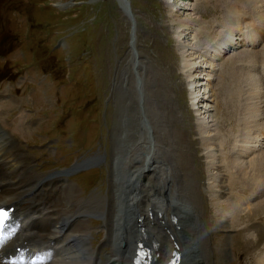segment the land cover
Masks as SVG:
<instances>
[{"label":"rangeland","instance_id":"374dc122","mask_svg":"<svg viewBox=\"0 0 264 264\" xmlns=\"http://www.w3.org/2000/svg\"><path fill=\"white\" fill-rule=\"evenodd\" d=\"M168 1L128 0L129 10L135 20L134 47L136 54L134 55L131 45L128 46L129 20L117 0H0V119L3 115L6 116L0 126L7 129L10 127V120L17 122L19 118L20 124L23 126L22 130L25 127L24 132L18 135L16 133L17 137L14 133L13 137L6 130V135L0 139L14 138L13 140L24 148L26 155L34 159L35 168H40L45 173L49 172L48 174H53V171L59 169V163L67 164L63 166L66 168L74 167L78 162L82 165L81 161L77 159L82 158V162H84L95 153H103L102 160L97 159L96 161L98 167L94 165L77 168L69 174V178L80 187L74 183L85 205L87 199L100 201L101 206L110 201L112 203V197L107 199L109 182L113 175L110 169L112 149L113 151L118 150L121 157L124 146L132 148V144L140 140L150 143L148 118L154 119L158 110L151 106L145 107L143 102L145 99L141 92V89L145 87V92L150 95L148 100L153 106L161 104V102L162 104L169 103V112L171 115L173 114L171 116L172 124L178 123L176 124L178 129L186 135L184 146L188 154L187 169L192 172L191 176L189 175V188L193 197L196 191H198L197 196L201 197V201L196 207L200 217L199 223L202 225L204 233V243L203 241L200 243L201 246L203 244L205 246L203 251L205 263L259 264L261 255L259 250L264 245V199L262 201L259 199L264 198V188L263 192H252L249 195V200L246 198L240 201L235 196L233 197L236 189L230 185L232 177L231 180H228L226 175V180L223 183L225 194L221 196L220 200L230 201L231 199L238 205H234L235 210L232 211V215L228 216V221L219 216L222 204H218L216 201V205H214L215 203L210 201L209 185L212 184L211 178H209L210 172L205 166V151L201 150V145L197 141V139L200 140L201 129H204V125L202 126L201 120H199L200 105H205V103L201 102L203 98H199L197 104L191 102L189 98L191 95L190 78L189 75H186L188 74L187 70L182 65L186 55L194 51L199 56L198 60L194 57V61L202 66H199L194 73V82L198 83L197 88H200L201 94L203 88H201L202 84L199 85L200 82L210 81L204 87L206 94L204 92L203 94L208 97L206 102L209 109L206 119L210 120V124L213 126L211 129L207 128V131L204 129V133L209 134V138L212 137L216 140L219 150L220 142H224V138L228 136V126L233 125L232 127L237 129V123L243 119L241 117L246 116V114H240L238 117L237 102L228 100L224 89L226 82L223 86L221 78V75L227 70L228 64L239 62L238 55L240 52L246 51L242 49L246 46L240 42V39L232 41L230 44L223 41L222 35L225 32L223 36L229 39L237 32L232 29L233 27H225V15L233 7L240 19L246 20L249 17L257 19L259 11L264 13V2L257 3L260 8L255 13L252 6L247 5L248 8H241L235 0L226 1L228 4L220 0ZM235 21L238 23V20ZM179 22L188 25L185 32L181 34L180 41L177 40L180 31L177 29ZM236 23H233L234 26ZM243 23H247V20ZM218 42H220L218 45L223 47L219 51H214L212 45L214 43L216 45ZM261 44L262 42L257 46ZM190 49L191 51H189ZM129 52L136 58L132 59ZM137 58L142 59V63L138 64V69L131 63ZM256 59L257 62L254 60L251 67H247V70L251 69L250 72L255 76L252 78L248 76L252 80L248 82V88L252 87L253 89L259 85L260 90H257L259 95L256 92L255 95L259 98L262 96L261 100H263L264 76L260 71L264 70V62ZM259 61L260 66L257 65V67L256 64ZM139 67L141 68L140 72L138 71ZM182 69L184 70L182 71ZM212 71H214L213 74ZM206 72H211L209 73L211 74L210 80L204 75H207ZM141 73L148 74L147 77L151 78L150 84L146 85L143 82L142 76L144 75ZM259 75L261 78H256ZM191 83L193 84V81ZM170 91L173 93L170 94ZM151 92L156 95H152ZM255 100L253 98V101ZM262 107L264 110V103ZM152 109L156 113H153ZM24 112L26 118H24ZM129 112L131 115H127ZM226 113L230 114V124L225 121ZM260 115L257 119L260 117L258 120L263 121L264 113ZM180 116L183 118L181 119ZM130 130H132L130 132L132 134L126 137ZM246 130L248 131V127L245 128ZM245 134L244 138L248 136L245 140H242L240 135L236 137L237 141L233 137L231 138V142H234L235 146L237 145L233 148L234 151L232 149V153L238 150L240 155L245 154L242 159L246 163H251L252 156L251 159L247 156L250 151L246 149L245 153L242 152L243 145L250 146L251 144L246 142L250 139L249 135ZM9 135L10 138H8ZM51 135L53 137L60 136V139L56 141ZM25 137H32L31 141L34 143H26ZM205 140L207 141L206 138ZM126 143L127 145H125ZM228 146L226 145L225 149ZM253 148L255 151L257 150V146ZM174 149L175 146H173ZM158 154L160 155V153ZM158 154L154 151L148 158L152 165L148 163L147 167L152 173L145 169L141 172L148 181L147 185L150 178L154 179L155 177L156 181L157 177L169 178L170 176L171 169L169 168L173 166L172 160L170 158L163 159ZM85 155L88 157H84ZM120 157L118 159L122 160L123 158ZM136 161L140 162V159L134 160V162ZM29 165L34 168V163ZM62 168L59 170L60 172L63 170ZM253 169L258 170V168ZM177 170L176 172L179 174V169ZM234 170L231 169V174L234 173ZM131 173L133 174V171ZM60 177L63 178L56 175L51 179L56 180ZM137 186H140L139 182L131 184L133 188H137ZM151 188L152 186L149 185L136 191L140 195L137 203L139 207L149 200L148 191ZM49 189L54 195H57L53 200L55 202L56 198L59 199V191L53 192L56 188L50 187ZM123 190L124 187H121V200H119L121 204H126L127 200L124 198ZM228 194L232 195L227 197ZM217 195L219 194L217 193ZM258 202L261 203L258 204ZM134 205L131 204L134 213L129 217L132 222L136 221L137 216V209ZM188 205L189 203H187V209H189ZM91 215H96L101 219L96 229H102L103 233L102 238L95 245L97 247L107 240L104 236L105 229L102 227V224L105 225V223L103 216ZM185 217V223L192 224L191 217L188 214ZM89 222L94 223L90 220ZM133 229L134 227H132L131 236L134 235ZM94 233L96 232H91V234ZM96 241H98L97 238ZM102 250L104 251L101 252L103 257L104 253L109 251V244ZM221 250H226V253Z\"/></svg>","mask_w":264,"mask_h":264},{"label":"bare ground","instance_id":"6f19581e","mask_svg":"<svg viewBox=\"0 0 264 264\" xmlns=\"http://www.w3.org/2000/svg\"><path fill=\"white\" fill-rule=\"evenodd\" d=\"M220 1H224L225 3H227L226 1L228 0H220ZM235 1L239 3L241 8H248V6H252L255 10V13H257V10L260 8V7L258 8L257 3L261 1L264 2V0H235ZM117 2L119 3L122 11H124V8L121 4L122 0H117ZM167 2L169 1L167 0ZM259 12H260L259 15L258 16L256 15L257 19L252 18V20L254 21V23L252 22L253 27L248 29V24L243 23L246 22L247 19L246 20L245 19L243 20L242 18L240 19L239 18L240 16L237 14V11L233 7H231L228 10L227 15H225L224 25L226 28L233 27L232 29L233 30L235 29L234 31H237V28L236 26H234L233 23H236L235 20H238L237 27L239 28V32L233 34L230 37V39L227 38L226 36H223L226 33L225 32L222 35V37H224L223 41H226L227 43L230 44L232 43V41H238L240 38L243 41L253 43L255 38L259 37V34H263L264 36V28H263L264 13L263 11L262 12L259 11ZM130 14L131 17L133 18V28H132L133 40L131 41L132 45L131 44L130 45L131 48L133 46L134 49L133 53L135 55L136 54L134 47V42L136 40L135 27H134L135 20L131 12ZM126 17L128 18L127 14ZM241 24H243L242 25L243 28L240 27ZM186 28H188V25L186 26L183 22H179V26L177 28L178 30H180L177 36L178 41H180V36L181 34H183V32H185ZM239 33L241 34V36ZM219 43L220 42H218L216 45L215 43L214 45H212L214 51H219L223 47L222 45H221L222 47H220L218 45ZM248 47L249 46L242 47V49L246 51L244 52L242 50L243 52H240V54L238 55L237 58L240 61L237 62L236 64L229 63L228 67L226 68L227 70L224 72V74L221 75L223 86L224 83L226 82V86L224 89L226 96L229 98L227 99L230 100V102L231 100H236L237 102L236 108L239 114L238 117L240 116V114L242 115L246 114V116L243 115L244 117L243 116L241 117V119L242 118L243 119L239 120V122L236 120L238 122L237 129L232 127L233 125L228 126L227 128L228 136L224 138V142L219 141L221 143V146L219 145V150L217 149V144L215 142L216 140L212 139V137L209 138L208 136L209 134L204 133L205 130L206 131L208 130L207 128L210 127L211 129V127L213 126V125L211 126L210 120L208 121L206 119L209 107L207 106V102H206L208 97L204 95L206 94L204 92V87H206V85H208L210 81H207L205 77H204L205 79L202 78L204 81L206 80V82H202V83L200 82L199 84V85L202 84L201 88H203L202 89L203 91L201 90L202 91L201 94L199 90L200 88L199 87L197 88L198 83L196 84L194 82L195 81L194 73L196 72L198 67L201 66L193 59L194 57H196L197 60L199 59V56H197L194 51L191 52L189 55H186V58H184L182 65L186 68L185 70H187L188 73L186 75H189L190 78V85L188 83L187 84L190 86L189 89H191V95L189 97L191 99V102L193 104H197L199 103L197 102L198 99L203 98L201 99V102L205 103V105L204 104L200 105L201 110H199L200 111L199 120H201L200 123L202 126L204 125L205 130L201 129L200 132L202 134L199 137L200 140L197 139V141H199L201 145L202 148L201 150L205 151L204 152L206 159L205 166L206 169H208V171L210 172L209 178H211V183H212L211 185H209V192L211 197L210 201L215 203L214 205H216V201L218 204H222L220 207L219 216L225 218L226 221H228L229 219L228 216L232 215V211L235 210L234 205H238L237 202L232 201L230 198H229L230 201L227 199L223 200L224 202L220 200L221 196L225 194L223 191L224 190L223 183L226 180L225 177L226 175L228 180H231L230 178L232 177V181H230L231 183L230 185L234 189H236V191L233 193V197L235 196L240 201L246 198H248L249 200L250 197L249 195L252 192L255 193L261 192L262 189L264 188V145H263L264 141L262 142V140L264 139V133H262L261 131L262 128L264 129V120L263 121L258 120L260 117L257 119L258 115L264 113L262 107V104L264 103V99L261 100L262 96L261 98H259L258 96L255 95V92L256 94H258L259 91L257 90H260L258 88L259 83L257 84L258 86L256 87L253 86L256 89L255 90L253 88L255 91L252 89V87L248 88V84H249L248 82L252 81L250 80L249 77L252 78L255 76L250 72L251 70L250 68H248L250 70H247V67H251V65L254 63L253 62L254 60L257 62L256 58L264 62V51L261 52L262 50H264V41L262 42L261 45L255 46L254 48H248ZM247 50H249L250 52ZM189 51H191V49ZM214 51L213 53H215ZM129 54L131 55L130 52ZM131 57L132 59L136 58V56L133 57L132 55ZM131 63L132 65L135 64L134 67L138 69V64L142 63V59L140 58L134 59L133 62ZM137 69L135 70L139 74L141 68L139 67L138 70L139 72L137 71ZM183 70L184 69H182V71ZM213 72L214 71H212V74ZM209 73H207V75L204 74L208 79L209 76L211 75ZM142 75H144L142 76L143 82L146 85L150 84L151 78L147 77L148 74L145 75L143 73ZM259 76H256V78L260 79L261 76L260 77ZM191 81H193V84L191 83ZM220 83L222 82L220 81ZM250 85H252V82H250ZM145 91L146 88L143 87L141 89V92H143V97L145 99V101H143L145 107L147 108L151 106L152 108L158 110V112L156 113L152 109L153 113L154 112L156 113L155 118L154 119L148 118L150 134H151L150 143H147L145 140H140L132 144V148L126 147L123 144L124 148H123V154L121 156L123 158L122 160L118 159V157H120L119 151L116 149L115 151H113L112 149L111 159H110L111 161L110 169L113 175L111 174L112 175L111 176L109 174L111 176V179L109 182V190L107 192V199L112 197V203L110 201L107 202V204L105 203L103 206H101L100 201H92L90 199H87L86 201L87 206H86L84 204V200L79 194V191H77L74 183H72L69 179L65 177L63 178L60 177V179H56V180L51 179L53 178V176L56 175L61 176L59 173H55V172H53L54 175L51 176L48 175V177L45 178L46 175L45 173L38 172L35 168L32 167V165L27 164V157L23 153L22 148L19 146V144H13V143L7 144L6 141L8 139L1 140L2 136L0 137L1 138L0 139V201L16 199V201L19 204V207L21 209H24L25 211L31 209V210H36L40 215H43L44 217H47L49 215L52 216V220L48 223L49 226L48 229L41 230L40 235L42 237H44L45 235L49 237L54 236V240L58 241V243L61 244L60 250L63 252V254L52 260L50 264H131V259L134 253V247L136 246L137 239H143L145 241H148V244L152 248L153 252L154 251L156 252L152 264H164L166 259H168L171 250L173 248V240L178 241L177 243L178 246L182 247L183 250L180 259L178 261V264H206L205 263L206 259L204 256L205 253L203 254L205 246L204 244L203 246H201L200 243L204 240V236H203L204 233L202 230V225L199 223L200 217H199L198 209L196 207L197 204L200 203L201 197L197 196L198 191H196V194L193 197V194L190 192V188H189V184H190L189 177L191 176L190 174L192 172L191 171L189 172L187 169L188 165L186 159H188V154L184 146L186 135L182 133L180 129H178L176 125L178 123H176L175 125L172 124L171 116L173 114L171 115L169 112V103L162 104L161 102V104H156L155 106H153L151 102L148 100L150 95L147 94ZM172 93L173 92L170 91V94ZM151 94L154 96L156 95V93L154 92H151ZM253 98H255L256 100L253 101ZM257 98H259V100H257ZM249 100H251V102H249ZM127 115H131V113L129 112ZM182 118L183 117H181V119ZM229 118H231L230 114L226 113L225 121L227 122V124H230ZM20 121L21 120L19 118L17 122L10 120L11 123L9 125L10 127H7L5 125L7 127V129L5 130H8L11 135H13V133H20L23 127L20 124ZM177 121H178V116H177ZM246 127H248V131L247 130L245 131ZM131 131L132 130L127 132L126 137L129 136ZM244 134L249 135L250 141L246 140V142L251 144L250 146L243 145L244 149L242 150V152L245 153L246 149L247 151L248 150L250 151L249 155L247 156H249V159L253 158L251 163H246L245 160L242 159L244 158L245 154L240 155L238 153V150L232 153V149L237 145L235 146V143L231 142V138L233 137L234 140L237 141L238 139L236 137L240 135V138H242V140H245V138L248 136L244 138L243 136ZM8 138H10V135ZM205 138L207 139L208 142L205 140ZM224 144L225 146L229 145L227 149H225ZM125 145H127V143ZM173 146H175L174 150H173ZM254 146H257L256 151L253 148ZM154 151L157 152V154L160 153V155L159 154L158 155L162 156L163 159L170 158L173 162V166H171V168L168 167L169 169H171L169 178H165L161 176V177H157L156 181H155V177L154 179L150 178L149 184L147 185L148 181L146 178H144V176H142L144 174H142L141 172L144 169L147 170L148 172L151 171L150 169L148 170L147 164L149 163L150 165H152L150 163L151 160L148 158L150 154L153 153ZM254 151L255 153L253 154ZM136 159H140V162L139 161L134 162V160ZM158 159H160V157H158ZM76 164L77 165H74V167H67V168L63 167L62 168L63 170H61V172L70 169L74 170V168H77L80 165L79 162ZM228 166L231 167L229 168ZM253 168H258V170H254ZM177 169H179V174H177L176 172L178 171ZM231 169L232 170L235 169L233 174H231L232 173ZM131 171H133V174L131 173ZM42 180H44V182L41 183V185H38L37 183L41 182ZM134 182H139L140 186L139 187L137 186V188H133L134 186L131 187V184ZM149 185L152 186V188L149 189L148 191V194H150L149 200L143 203L139 207V204L137 203L140 195L136 191L139 188L142 187L146 188ZM50 187L56 188L54 189L53 192H56L57 190L59 191L58 192L59 199L56 198L55 202L53 200L57 195H54L52 193V191L49 189ZM121 187H124L123 191H124V198L125 200H127L126 204L120 203ZM217 193L219 195H217ZM230 195L227 197H230ZM143 198L144 196L142 197V200L144 202ZM262 199L264 198H260L259 200L262 201ZM187 203H189L188 205L189 209H187ZM259 203L261 202H258V204ZM131 204H135L134 207H136L137 209L136 221L134 222L129 220V217H131V215H133L134 213ZM64 208L67 210V212ZM151 209L154 210V214H152L151 217H148L147 211ZM170 212L177 216L175 221H172L168 217ZM91 214H99L103 216V222L105 223V225L102 224V226L105 229L104 236L107 238V240L102 242V244H99L97 247L92 246V244H90L87 239L89 232V223L87 221V215H91ZM187 214L189 217H191L192 224H188V222L185 223V219H186L185 216ZM28 216L29 215H27V217ZM160 218H162V220ZM181 218H183L182 222H181ZM154 219L156 220V222ZM159 220H161L162 222L160 223ZM223 222L225 223V221ZM176 224H179V226L176 227ZM253 225L250 226L253 227ZM132 227H134L133 236H131ZM135 227H136V232H135ZM108 244H109V251L105 252L102 257L101 247L102 246L105 247ZM259 251H260L259 253L261 254L259 257V264H264V245H262L261 250ZM221 252L226 253V250H221Z\"/></svg>","mask_w":264,"mask_h":264},{"label":"water","instance_id":"95a60500","mask_svg":"<svg viewBox=\"0 0 264 264\" xmlns=\"http://www.w3.org/2000/svg\"><path fill=\"white\" fill-rule=\"evenodd\" d=\"M121 4H122V6L124 8V14H125V16L127 14L128 20H129V40H128V46H129L131 44V41L133 40V31H132L133 18L131 17V14H130V11H129L128 1L127 0H122ZM118 5H119V3H118ZM132 50L134 51L133 46H132ZM181 251H183L182 248H181Z\"/></svg>","mask_w":264,"mask_h":264},{"label":"snow or ice","instance_id":"6c2138e0","mask_svg":"<svg viewBox=\"0 0 264 264\" xmlns=\"http://www.w3.org/2000/svg\"><path fill=\"white\" fill-rule=\"evenodd\" d=\"M8 213L2 209H0V224L3 223V220L7 217Z\"/></svg>","mask_w":264,"mask_h":264}]
</instances>
